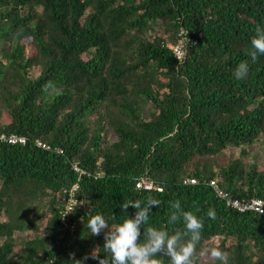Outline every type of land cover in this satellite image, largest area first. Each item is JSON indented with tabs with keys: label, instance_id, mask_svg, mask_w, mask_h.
<instances>
[{
	"label": "trees",
	"instance_id": "16d2710c",
	"mask_svg": "<svg viewBox=\"0 0 264 264\" xmlns=\"http://www.w3.org/2000/svg\"><path fill=\"white\" fill-rule=\"evenodd\" d=\"M258 24L264 0H0V134L26 138L0 139V264H76L93 251L110 259L88 221L121 223L135 213L122 203L149 196L160 204L142 233L183 230L167 224L174 200L203 218L194 264H221L201 254L212 247L228 264H264V217L226 205L208 184L264 200V168L244 160L254 146L264 151V55L251 59ZM181 30L178 60L167 43ZM241 62L249 72L236 79ZM140 176L161 190L135 187ZM75 181L82 205L64 222L61 198Z\"/></svg>",
	"mask_w": 264,
	"mask_h": 264
},
{
	"label": "clouds",
	"instance_id": "9594fccd",
	"mask_svg": "<svg viewBox=\"0 0 264 264\" xmlns=\"http://www.w3.org/2000/svg\"><path fill=\"white\" fill-rule=\"evenodd\" d=\"M251 45L254 51L251 53L253 62L257 59V54L264 55V27L257 25L255 35L251 38ZM249 72L247 62H241L235 72L236 79H244ZM170 212L168 225L183 224V230L174 228L169 232L167 225L160 228L147 227L152 209L158 207L160 201L152 196L142 201L129 200L120 205L121 211L127 213V209H135L133 216L127 217L121 223L110 225L102 214H96L88 221L87 227L90 235L99 236L104 233L103 248L107 254L101 258L94 251L86 254L82 259L75 260L76 264H84L89 258L97 260L98 264H164L161 256H167L170 264H194V256L197 245L202 238L204 220L191 211H185L179 200L170 201ZM208 218L215 220L216 212L209 210ZM112 220L116 219L113 214ZM143 235V241L141 236ZM201 254H208L221 264H228V253L218 247L204 249Z\"/></svg>",
	"mask_w": 264,
	"mask_h": 264
},
{
	"label": "built area",
	"instance_id": "2783aa9c",
	"mask_svg": "<svg viewBox=\"0 0 264 264\" xmlns=\"http://www.w3.org/2000/svg\"><path fill=\"white\" fill-rule=\"evenodd\" d=\"M187 32L186 31H179L177 38L174 42H168L167 46L172 50L175 58L178 60H181L184 53H185V45L187 41ZM195 41V40H194ZM0 139L3 141H7L9 143H24L26 138L22 135H15V134H9L6 135L4 133L0 134ZM37 144H41L45 148H48L47 144L41 143L40 141H37ZM57 151H61L60 149H57ZM72 167L74 170L78 172V175L81 174H89L87 170L82 169L77 165L76 162L72 163ZM184 183H197V179L194 177H187L183 180ZM208 184L211 186V188L214 190L215 194L222 198L226 205L232 206L236 208L237 210H253L257 213L261 214L264 217V200L262 198H254L251 197L249 199H239L230 193L226 191L220 184L218 183V180L216 178H211L208 181ZM78 187V182H73L69 188L65 189L67 191L66 195H63L61 200L64 202V209L62 211V218L65 222V216L76 206L82 205V201L76 197L75 190ZM135 187L137 188H143V189H151L155 188L157 190H161V185L158 183H154L152 180H150L147 176H140L135 180ZM72 227V224H70Z\"/></svg>",
	"mask_w": 264,
	"mask_h": 264
},
{
	"label": "rangeland",
	"instance_id": "374dc122",
	"mask_svg": "<svg viewBox=\"0 0 264 264\" xmlns=\"http://www.w3.org/2000/svg\"><path fill=\"white\" fill-rule=\"evenodd\" d=\"M7 53H8L7 42H0V56L4 57L5 55H7ZM93 118H95V115L91 116L90 120H92ZM252 149H253V151L250 152L249 155L246 156L244 160L252 161L255 158H257L259 166L263 169L264 168V151H263L261 145L259 144L257 146H254ZM236 154H237V152L235 151L234 156ZM228 155H233V154L228 153ZM42 209H44V207H42L40 210H42ZM43 221H44V218H43ZM26 234H27V231L14 233L13 237H14L15 241H13L11 244V259L16 258V254H17V251L19 249V243H18L19 237L26 235ZM32 235H33L32 233L28 234V236H30V237Z\"/></svg>",
	"mask_w": 264,
	"mask_h": 264
}]
</instances>
